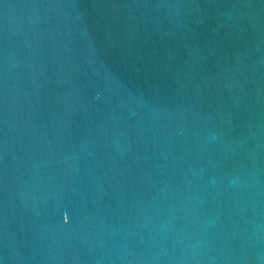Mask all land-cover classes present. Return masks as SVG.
Segmentation results:
<instances>
[{
    "label": "water",
    "instance_id": "95a60500",
    "mask_svg": "<svg viewBox=\"0 0 264 264\" xmlns=\"http://www.w3.org/2000/svg\"><path fill=\"white\" fill-rule=\"evenodd\" d=\"M0 264H264V0H0Z\"/></svg>",
    "mask_w": 264,
    "mask_h": 264
},
{
    "label": "clouds",
    "instance_id": "9594fccd",
    "mask_svg": "<svg viewBox=\"0 0 264 264\" xmlns=\"http://www.w3.org/2000/svg\"><path fill=\"white\" fill-rule=\"evenodd\" d=\"M65 220H67V217H65Z\"/></svg>",
    "mask_w": 264,
    "mask_h": 264
}]
</instances>
